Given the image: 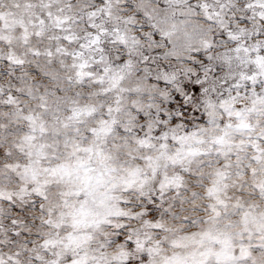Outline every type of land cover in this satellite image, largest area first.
Here are the masks:
<instances>
[{
    "label": "rangeland",
    "instance_id": "obj_1",
    "mask_svg": "<svg viewBox=\"0 0 264 264\" xmlns=\"http://www.w3.org/2000/svg\"><path fill=\"white\" fill-rule=\"evenodd\" d=\"M0 264H264V0H0Z\"/></svg>",
    "mask_w": 264,
    "mask_h": 264
}]
</instances>
